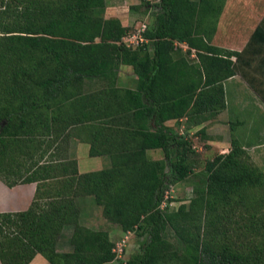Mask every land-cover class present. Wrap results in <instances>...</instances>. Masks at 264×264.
Listing matches in <instances>:
<instances>
[{"label":"trees","instance_id":"1","mask_svg":"<svg viewBox=\"0 0 264 264\" xmlns=\"http://www.w3.org/2000/svg\"><path fill=\"white\" fill-rule=\"evenodd\" d=\"M226 1L141 0L130 11L154 8V19L147 41L129 47L122 39L133 30L105 17L107 0H0V179L38 183L27 210L0 212L2 264L37 254L49 264L115 261L110 232L80 222L86 196L142 237L121 264H264V171L235 134L242 122H229V151L198 173L191 143L167 123L185 118L189 130L217 118L228 106L225 81L237 74L264 100L251 71L255 62L264 78V19L243 50L216 45ZM122 65L134 88L118 85ZM94 80L104 86L87 91ZM83 133L90 156L108 155L109 167L79 173L76 159L59 157ZM189 178L188 202L161 208L170 185ZM233 215L244 219L239 238L252 242L229 240L222 226ZM68 225L73 249L59 251Z\"/></svg>","mask_w":264,"mask_h":264},{"label":"rangeland","instance_id":"2","mask_svg":"<svg viewBox=\"0 0 264 264\" xmlns=\"http://www.w3.org/2000/svg\"><path fill=\"white\" fill-rule=\"evenodd\" d=\"M130 3H132L131 0H116V2L114 0H107L105 17L119 18L124 25L129 26L132 30L141 29L143 23L149 25L153 22L154 8H150L149 13L144 14L143 9L130 11ZM224 12L226 16L222 19ZM263 19L264 0H227L214 38H217L218 43H224V40L227 41L224 34L226 31L229 40L236 43V45L241 46L239 47L240 49H243L245 45H247L253 31ZM234 30H238V34L237 32L230 33ZM230 35H232V38H230ZM183 49L186 50L188 47H183ZM192 52L194 53V51ZM263 54L264 53H261L259 58H261ZM190 57L191 59L195 58V56L192 55ZM259 58L255 59L257 63ZM252 65L253 67L251 71L257 78L256 83L259 88L264 89V78L259 77V70H257L256 63L253 62ZM118 85L124 88H134L136 86V75L134 74L132 67L123 66L120 68ZM103 86L104 82L101 80L88 81L85 85V89L87 91H94L99 90ZM236 92L238 96H232V94L234 95L235 93L229 88L227 93L228 99L232 96L230 99L231 104H229V110L223 111L211 122H206L189 130L187 129L185 118L179 121L170 120L167 122L169 125L173 126L179 134L185 135L186 139L191 143L192 150L194 151V153H192V159L194 163L193 170L195 173L202 171L206 162L212 159L217 153H225L229 151L230 139L232 137V129L229 125L230 121L242 122L236 127L235 134L239 139H242L247 143L252 150V157L264 171V100L254 89L242 91L236 90ZM253 97L255 99H253ZM206 124H208L207 132L203 133L200 131V128ZM67 145V148L65 145L61 147L63 150L59 152V157L60 155L61 157H71L70 141ZM148 155L152 158H161L163 153L161 150H150ZM80 162L82 172L100 170L103 165V168L111 165V159L108 155H106V163L104 164L99 158L96 159L90 157L87 152L81 154ZM192 196L193 183L189 178L185 181L170 185L166 191L165 204L166 206L169 204L170 208H177L182 202H188ZM78 203L81 209L80 222L82 224L89 226L90 228L104 229L108 231L112 230V238L115 241L117 248V259L112 262V264H121V261L127 260L129 254L140 245L142 237H139L134 231L127 233L123 232L119 225L108 221L103 215L102 208L96 204L92 196L83 197ZM237 213H244V211L238 210ZM243 220V218H240L239 216L234 217L233 215L230 221L227 220L225 223L223 222L222 228L228 231L227 237L229 240L232 239V241L238 242L253 241L251 235H246L245 233L239 238V231L241 230L242 225H244ZM71 227L73 228V226ZM116 230H119L118 233ZM63 240L65 241L61 248L70 249L71 242L68 241L67 238ZM120 248H122V250H120ZM44 259L46 258L44 257ZM47 264L49 263L47 262Z\"/></svg>","mask_w":264,"mask_h":264},{"label":"crops","instance_id":"3","mask_svg":"<svg viewBox=\"0 0 264 264\" xmlns=\"http://www.w3.org/2000/svg\"><path fill=\"white\" fill-rule=\"evenodd\" d=\"M114 1L116 2V0H114ZM117 1H119V0H117ZM125 1H129V0H125ZM131 1H132V3H130V5H138L141 3V0H131ZM225 16H226V14L224 12L222 19ZM231 16H232V14H231ZM220 29H221V26H220ZM235 32H237V34H238V30H234L230 33L232 34ZM224 34H225L227 41L224 40V43L221 44V43L217 42V38L216 39L214 38L213 43L216 45H219L221 47L229 48L232 50L241 51L244 49V48L240 49L239 47H241V46L236 45V43L229 40V37H228V34H226V31L224 32ZM231 36L232 35H230V38H232ZM181 46L182 47H188L187 44H181ZM192 56H195V53H192ZM123 66L126 67L128 65H122L121 68ZM129 67H131V66H129ZM225 88H226V99H227V104H228L226 110H229V104H231L230 99L232 98V96H238L236 90L242 91V90H247V89H250V90L253 89L249 85V83L240 74H237V75L227 79L225 81ZM229 88H231L236 95L232 94V96L228 99L227 93H228ZM234 89H236V90H234ZM255 96L257 97L256 94H255ZM253 99H255V98L253 97ZM88 140H89V136L85 135L83 133L80 136L73 137L70 141V144H71L70 145V156L77 160L79 173H85V172H82L81 166H80L81 165V162H80L81 154H85L87 152L88 155L90 156V154H89L90 144H89ZM240 141L242 142L244 147L249 151L251 156H253L252 150L247 145V143L245 141H243L242 139H240ZM90 157H94L96 159L99 158V160H101L104 164L106 163V156H90ZM101 166H102V164H101ZM103 166H102V168H103ZM37 187H38L37 182L18 183L14 186H9L2 179H0V212H17V211L27 210L30 207L32 201L34 200V197H35V194L37 191ZM82 198H80V199H82ZM88 201H90V200H88ZM118 231L119 230H116L117 233H118ZM109 232H110V236L112 238V230H110ZM72 233H73V228L70 225L65 226L63 228L62 233L60 235V238L58 240V250L59 251H64V252L72 251V245H70V249H62L61 248V246L64 244V241H65L63 239L67 238L68 241H70ZM61 240H62V242H61ZM139 247L140 246H138L137 249L135 248V250L129 254V257L132 254H134L136 251H138ZM47 262H48V260L46 261V259H44V256H42L41 254H37L36 257L31 262V264H47ZM112 262H114V261H112ZM112 262H109L107 264H112ZM0 264H2L1 261H0Z\"/></svg>","mask_w":264,"mask_h":264},{"label":"built area","instance_id":"4","mask_svg":"<svg viewBox=\"0 0 264 264\" xmlns=\"http://www.w3.org/2000/svg\"><path fill=\"white\" fill-rule=\"evenodd\" d=\"M147 28V25L145 23H143V26L141 27V29L138 30H133L131 32H129L127 35H125L123 37V42L131 47V46H136L141 44L142 42L147 41V39L145 38L143 32L145 31V29ZM166 204L165 201L163 202V204L161 205V208H165ZM118 247V246H117ZM116 252H117V248H115ZM120 250H122V248H120Z\"/></svg>","mask_w":264,"mask_h":264}]
</instances>
